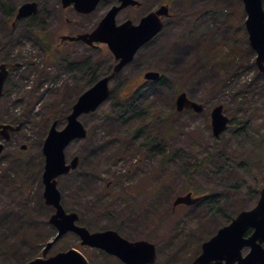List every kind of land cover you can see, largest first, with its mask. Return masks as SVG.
Listing matches in <instances>:
<instances>
[{
    "label": "rangeland",
    "instance_id": "rangeland-1",
    "mask_svg": "<svg viewBox=\"0 0 264 264\" xmlns=\"http://www.w3.org/2000/svg\"><path fill=\"white\" fill-rule=\"evenodd\" d=\"M215 1L180 0L174 4L172 21L110 82L114 90L124 86L125 77L131 78L132 86L143 84L133 82L132 77L148 67L161 71L168 92L166 89L161 96L153 90L155 85L147 83L143 99L120 121L113 122L107 114L113 109L110 98L95 111L82 114L87 135L65 149L66 158L77 155L80 164L57 180L62 205L79 214V224L90 230L117 228L130 239L153 240L158 249L154 264H189L201 243L228 218L255 204L264 184V74H257L256 52L247 33L238 31L239 19L245 31V15L237 2L218 0L226 14L232 10L235 14L232 25L224 28L220 14L205 16L213 33L209 58L201 57V43L188 42L183 36L194 21L188 16ZM22 2L25 0H0V44L4 57L12 58L13 69L12 80L0 96V120L17 116L23 123L7 144L11 161L8 156L0 160V264H22L39 255L55 235L56 229L48 234L39 223L45 213H52L42 197V142L52 121L58 127L66 123L77 96L102 75L110 61L107 48L97 46L90 51L77 44L61 50L63 59L46 62L31 33L25 31V22L14 29L3 22L9 7ZM10 43L16 45L11 52ZM230 57L244 68L253 65L237 78L241 67L227 66L225 60ZM90 64L93 67L88 69ZM176 88L203 103L205 110L176 111ZM216 104L223 105L230 120L218 137L210 123V110ZM244 123L246 135H234V128ZM20 145L27 146L26 162H19L15 154ZM188 191L195 195L224 193L225 198L219 210L205 208L203 203L173 208L174 199ZM5 210L8 214L2 218ZM32 218L39 226L24 237L32 247L28 248L24 240H16L11 224H24ZM35 230L40 231L33 233ZM79 242L74 233L67 232L48 254L73 247L92 264H122Z\"/></svg>",
    "mask_w": 264,
    "mask_h": 264
},
{
    "label": "water",
    "instance_id": "water-1",
    "mask_svg": "<svg viewBox=\"0 0 264 264\" xmlns=\"http://www.w3.org/2000/svg\"><path fill=\"white\" fill-rule=\"evenodd\" d=\"M84 1L86 2L80 3L91 4V8L98 2V0ZM128 2L130 0H122L120 6L111 8L92 32L70 37L71 39L81 38L88 44L96 41L105 42L114 57L120 58V61L113 66L109 74L96 80L78 96L62 128H56V121H53L47 132L42 145L44 165L41 179L44 202L53 208L48 222L55 227L57 232L53 239L45 244L41 254L25 264H89L86 256L73 247L48 255L54 242L67 232L77 235L80 245L103 250L107 254L118 257L125 264H152L156 261L154 243L147 240H128L114 229L91 232L86 227L77 224V213L65 211L57 187V178L74 170L78 164L76 155L69 161L67 160L65 149L70 142L83 139L87 134V129L80 120V116L95 111L108 99L110 81L114 74L132 59L139 47L161 29L160 15L166 12L165 6L148 13L137 25H133L131 21L116 24L114 17L117 10ZM242 3L246 14L244 25L248 33L249 44L256 52L255 64L264 74L263 2L262 0H242ZM35 9V2H25L19 7L17 17L26 16ZM7 73L6 66L1 64L0 96ZM144 77L156 80L160 77V73L151 70L145 72ZM174 102L177 111L192 109L195 112H202L204 109L201 103L190 99L185 91L179 92ZM210 118L212 132L215 136H219L229 122L221 104L211 109ZM17 129L19 125L1 124L0 137L8 139L10 132ZM197 200L198 198H193L190 193H187L176 197L173 205L192 204ZM245 247L249 250L245 256H242L241 250ZM191 264H264V185L259 190L256 204L250 209L239 211L228 224L220 227L214 235L204 241L201 245V252Z\"/></svg>",
    "mask_w": 264,
    "mask_h": 264
},
{
    "label": "flooded vegetation",
    "instance_id": "flooded-vegetation-1",
    "mask_svg": "<svg viewBox=\"0 0 264 264\" xmlns=\"http://www.w3.org/2000/svg\"><path fill=\"white\" fill-rule=\"evenodd\" d=\"M26 1L36 3L35 11L27 14L26 16L17 17L18 9L21 6V4H23L24 2H22L18 6L12 5L9 7V11L8 8H5L8 11V13L6 19H4L3 22L5 23V25H7L8 28H12V29L16 28L17 25H20L23 22H25V24H23L25 31L31 33L33 40L37 42L39 48L42 50L46 62H48L49 60H52L54 62L56 59L59 58L63 59L64 56H61V52H62L61 50H64L65 48H71L77 44L90 51L95 49L97 46L107 48L108 55L110 58L109 62L111 63V69L109 70V72H111L113 66L120 61V58L116 59L114 57V55L112 54V52L108 48V45L105 42L96 41L93 42L92 44H88V42L84 41L81 38L71 39L70 37H76L79 34H86L92 32L98 26L99 22L104 18L107 12L114 6H120L122 4V0H98V2L92 8H91V4L80 3V2H86L84 0H25V2ZM232 1L233 4H235V2L238 3L239 0H232ZM177 2H180V0H153L151 4L149 0H130V2H128L124 6H121L117 10L114 17L116 24H121L125 21H131L133 25H137L140 23L141 19L144 16H146L148 13L152 11H156L162 6H165L167 8L166 12L160 15V19L162 20V26L159 32L136 50V52L132 56V59L126 62L114 74L113 76L114 79H116L117 76H119V73H121V71L125 67H127L130 64H133L136 55L141 50V48L150 44L159 35V33L164 28V26L167 25L168 21H172V18L174 17V9H173L174 4ZM222 8L223 6L219 3L218 0H216L212 5L208 4L202 11L191 14L188 17H192L195 20L200 17H205V16L209 17L210 15L213 14L214 15L219 14V11L221 12ZM122 13L125 14L124 17H122ZM234 14L235 11L232 10V12H228L226 16L227 18H230ZM192 23L193 22H191L190 27H187L185 29L184 34L185 33L188 34L191 27L193 26ZM14 45L15 44L13 43L9 44L10 52L14 48ZM3 50L4 49L0 44V65L4 64L8 71L3 86V90H4L6 83L12 80L13 69L11 64L12 58H10L9 56L4 57V54H2ZM9 55L11 56V54ZM90 60H92V58H90ZM138 66H141V64L140 65L138 64ZM92 67L93 65L90 64L88 69H91ZM149 70H154V69L148 67L141 68L138 74L135 75V77L134 76L132 77L134 79L133 82H135L136 80L137 81L141 80V83L146 84L149 82H157L159 79L163 77V74L160 71L161 75L159 79L156 80L147 79L144 77V74ZM124 79H126V82L131 81L130 77L128 78L125 77ZM96 80L97 79L95 77V80L92 81L91 83H94ZM186 111L188 112L191 110H186ZM1 123L10 124L12 126L19 124V129L10 132L8 139L0 138V144H1L0 160L8 156L7 160L11 161V157L9 155H6L7 149H9L7 144L9 143L10 139L21 130L23 123L17 116L11 117L5 121L0 120V124ZM26 147H27L26 145H20L19 149L15 150V154H17V157H19L18 160L19 162L27 161L26 160L27 154L25 150ZM79 164L80 161L78 162L77 167L79 166ZM23 188H25V186ZM191 193L192 196H196L193 194V192ZM247 251L248 248L245 247L242 250V253L245 254Z\"/></svg>",
    "mask_w": 264,
    "mask_h": 264
},
{
    "label": "trees",
    "instance_id": "trees-1",
    "mask_svg": "<svg viewBox=\"0 0 264 264\" xmlns=\"http://www.w3.org/2000/svg\"><path fill=\"white\" fill-rule=\"evenodd\" d=\"M238 5H239V10L241 11V15L244 16L243 6H242V3L240 0L238 1ZM219 14L221 15L220 17L222 18L221 20H219L221 27L223 26V28H224L225 26H228V24L232 25L231 18H227L226 14H224V12L219 11ZM210 17H211V15H210ZM213 17L214 16H212L211 21L215 20V19H213ZM204 18L205 17H200V18H197L196 20L194 19V21L192 23L193 26L191 27L188 34L185 33L183 35L184 37H186L185 38L186 40L188 39V42L193 41L195 43H201L202 47L204 48V51L201 54V57L203 59L209 58V56L211 55L210 49L213 47V45H212L213 36H212V33L210 32V20L208 18H206V19H204ZM238 21H239L238 22V25H239L238 31L241 30L244 34L245 31L243 28V24L241 22L242 19H239ZM197 24H198V26H197ZM241 41L245 42L246 40L241 39ZM225 63L231 69L233 67L236 68L237 66L241 67V68H237V73L240 74L239 76H237V78H239L242 74H244V72L249 70L248 68H250L253 65V64H251L249 67L244 68V66H242L241 63L238 64L235 61V58H232V57H230L229 60H225ZM99 65L100 64L97 63L95 66L97 67ZM110 69H111V63L109 62L105 68V71L102 73V75L107 74ZM239 70H241V71H239ZM257 74H259L258 71H257ZM94 80H95V78L92 81H94ZM165 81H166L165 77H162L157 82H149V83H152L151 85H155L157 88L153 89V90L158 91V94H160L162 96V94L164 92H166V89H167V92L169 90V85ZM146 87H148L147 83L146 84H136V85L132 86L131 83L126 82L124 84V86H122L121 88L118 87L117 89H115L116 91L114 90V88H112L110 100L113 102V105H112L113 109L111 108V111L107 112V114L109 115V117L112 119L113 122L122 120L121 118L124 116V114L130 108L133 109L132 107H133V105H135L134 103L138 102V100L143 99V94L148 91V89H146ZM177 91H180V89L176 88L174 92H177ZM244 126H245V123L243 125L241 124L240 126L237 125L233 130V134L234 135H240V136L246 135V133H244V128H245ZM249 132H250V130H249ZM151 143H153L154 145L157 146V148H159V143H155V141H152ZM219 155L221 156L222 154L219 153ZM221 158H223V157H221ZM241 164H242L241 162H238V166L239 165L241 166ZM224 198H225L224 193L208 194V195H205L202 198V200L199 201V203H203L205 208H210V209L214 208L215 210L216 209L219 210L220 205L222 204L221 202L224 200ZM45 207L48 210H51V207H49V206H45ZM7 214H8V210L3 211L2 212V218L5 217ZM49 215H50V213L47 212V213H45L44 218L39 220L40 227L47 228L48 234H50L54 230L53 227L51 225H49L47 222V218ZM232 217L228 218L227 223L231 220ZM80 221H81V218L78 219V222H80ZM14 222H13L14 224L12 223L11 226H13L12 231L15 234L16 240L17 241H21V240L23 241L24 240L23 242L26 243L27 247L32 248L30 246V243L27 240H25L24 237L26 238L27 234L29 232H31L30 229H36L39 226V223L36 220V218L26 219L24 224H21L19 221H14ZM81 225H83V224H81ZM38 231H40V230H35V231H33V233H36ZM44 232H46V231H44ZM13 249L14 248H12L11 250H13ZM107 256H108L107 254H104V258H106ZM24 262H26V261H23V263Z\"/></svg>",
    "mask_w": 264,
    "mask_h": 264
}]
</instances>
